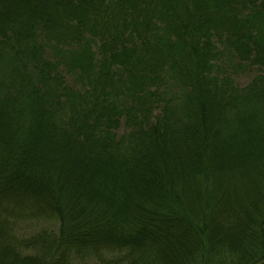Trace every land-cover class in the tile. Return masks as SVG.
<instances>
[{"label":"trees","instance_id":"16d2710c","mask_svg":"<svg viewBox=\"0 0 264 264\" xmlns=\"http://www.w3.org/2000/svg\"><path fill=\"white\" fill-rule=\"evenodd\" d=\"M263 66L264 0H0V264H264Z\"/></svg>","mask_w":264,"mask_h":264},{"label":"rangeland","instance_id":"374dc122","mask_svg":"<svg viewBox=\"0 0 264 264\" xmlns=\"http://www.w3.org/2000/svg\"><path fill=\"white\" fill-rule=\"evenodd\" d=\"M258 72L264 73V66L260 68L253 67L245 72H235L232 77L235 83L238 86L242 87L246 85V83L252 78V76ZM49 227L54 228V225L52 223L48 224L47 222H32L30 224H26L25 222H23L18 226V231L22 234L31 235L38 234L39 232H42V229L47 230V228ZM112 256L114 255L100 252L96 255L84 256V258L76 257L75 259H73V262H75V264H120L115 263L114 261L111 262Z\"/></svg>","mask_w":264,"mask_h":264}]
</instances>
